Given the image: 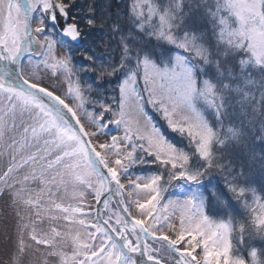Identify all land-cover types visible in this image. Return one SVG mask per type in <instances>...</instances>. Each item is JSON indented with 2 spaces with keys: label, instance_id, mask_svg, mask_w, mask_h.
<instances>
[{
  "label": "snow or ice",
  "instance_id": "1",
  "mask_svg": "<svg viewBox=\"0 0 264 264\" xmlns=\"http://www.w3.org/2000/svg\"><path fill=\"white\" fill-rule=\"evenodd\" d=\"M0 264H264V0H0Z\"/></svg>",
  "mask_w": 264,
  "mask_h": 264
}]
</instances>
